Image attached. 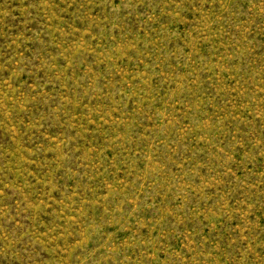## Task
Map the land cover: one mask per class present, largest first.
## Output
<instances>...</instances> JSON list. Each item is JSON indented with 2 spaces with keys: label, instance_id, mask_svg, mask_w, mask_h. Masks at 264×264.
<instances>
[{
  "label": "rangeland",
  "instance_id": "1",
  "mask_svg": "<svg viewBox=\"0 0 264 264\" xmlns=\"http://www.w3.org/2000/svg\"><path fill=\"white\" fill-rule=\"evenodd\" d=\"M0 264H264V0H0Z\"/></svg>",
  "mask_w": 264,
  "mask_h": 264
}]
</instances>
